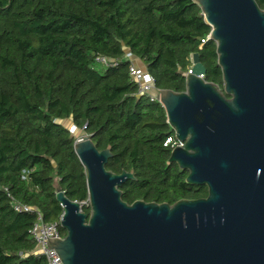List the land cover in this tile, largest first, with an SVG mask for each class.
Instances as JSON below:
<instances>
[{
  "label": "trees",
  "instance_id": "1",
  "mask_svg": "<svg viewBox=\"0 0 264 264\" xmlns=\"http://www.w3.org/2000/svg\"><path fill=\"white\" fill-rule=\"evenodd\" d=\"M211 31L195 0H0V264H46L30 231L38 212L59 221V188L90 213L66 120L99 150L111 149L108 170L135 176L121 187L125 202L208 196L206 185L187 183L188 170L170 163L166 142L175 132L162 103L139 93L126 53L158 89L175 92L186 90L190 55L198 53L204 79L224 90ZM98 56L121 61L105 66Z\"/></svg>",
  "mask_w": 264,
  "mask_h": 264
},
{
  "label": "water",
  "instance_id": "2",
  "mask_svg": "<svg viewBox=\"0 0 264 264\" xmlns=\"http://www.w3.org/2000/svg\"><path fill=\"white\" fill-rule=\"evenodd\" d=\"M195 1L212 27L224 90L201 77L207 69L193 53L186 90L160 95L184 143L169 161L208 196L129 204L121 187L135 176L108 170L111 149L78 139L90 213L58 189L66 236L48 246L64 264H264V9L256 0Z\"/></svg>",
  "mask_w": 264,
  "mask_h": 264
},
{
  "label": "built area",
  "instance_id": "3",
  "mask_svg": "<svg viewBox=\"0 0 264 264\" xmlns=\"http://www.w3.org/2000/svg\"><path fill=\"white\" fill-rule=\"evenodd\" d=\"M203 43L205 40L202 41ZM134 55L131 52L126 53V57L131 60L129 66L130 76L132 80L137 84L139 88V93L146 95L152 101H159L161 103L160 89L156 87L155 79L147 71V69L141 68L138 62L132 59ZM97 62L105 66H115L121 60L120 59H111L105 56H98L96 58ZM191 64L188 70L185 72V76L191 70ZM204 78V75H201ZM73 130L71 132L77 131V128L72 126ZM175 137V138H174ZM170 137L167 139L166 145L172 144L174 149L177 146H182L184 143L177 139V136ZM15 209L17 211H30L32 208L28 206H22L18 203H15ZM61 219V217H60ZM60 219L56 222H45L43 216L38 212V219L31 229V235L36 242V248L34 249V254L38 256H43L46 259V264H64L61 257L54 248H49L48 239L49 238H58L64 239L66 235L62 233V227L60 225Z\"/></svg>",
  "mask_w": 264,
  "mask_h": 264
},
{
  "label": "rangeland",
  "instance_id": "4",
  "mask_svg": "<svg viewBox=\"0 0 264 264\" xmlns=\"http://www.w3.org/2000/svg\"><path fill=\"white\" fill-rule=\"evenodd\" d=\"M132 59L136 60L138 62V64L141 66V68L146 69L145 65H143V63L141 62V60L139 58L133 56ZM63 124H65L71 131L73 130V128H72L73 125H72L70 120L63 121ZM73 134L76 135L77 140L88 137V135L85 132L79 131V130H77V131L75 130Z\"/></svg>",
  "mask_w": 264,
  "mask_h": 264
}]
</instances>
